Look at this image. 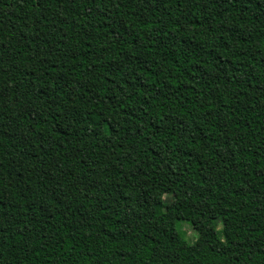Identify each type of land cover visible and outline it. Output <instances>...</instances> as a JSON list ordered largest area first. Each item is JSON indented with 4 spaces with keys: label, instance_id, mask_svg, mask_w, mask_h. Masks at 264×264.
Here are the masks:
<instances>
[{
    "label": "trees",
    "instance_id": "16d2710c",
    "mask_svg": "<svg viewBox=\"0 0 264 264\" xmlns=\"http://www.w3.org/2000/svg\"><path fill=\"white\" fill-rule=\"evenodd\" d=\"M0 264H264V0H0Z\"/></svg>",
    "mask_w": 264,
    "mask_h": 264
},
{
    "label": "rangeland",
    "instance_id": "374dc122",
    "mask_svg": "<svg viewBox=\"0 0 264 264\" xmlns=\"http://www.w3.org/2000/svg\"><path fill=\"white\" fill-rule=\"evenodd\" d=\"M180 223L179 229L181 231L184 230L190 239L195 238V231L192 229V227L185 221H181Z\"/></svg>",
    "mask_w": 264,
    "mask_h": 264
}]
</instances>
